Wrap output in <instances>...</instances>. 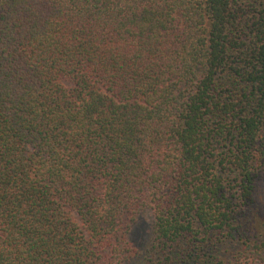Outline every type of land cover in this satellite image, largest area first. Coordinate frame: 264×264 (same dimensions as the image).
Segmentation results:
<instances>
[{
  "label": "trees",
  "instance_id": "1",
  "mask_svg": "<svg viewBox=\"0 0 264 264\" xmlns=\"http://www.w3.org/2000/svg\"><path fill=\"white\" fill-rule=\"evenodd\" d=\"M262 180L264 0H0V264H264Z\"/></svg>",
  "mask_w": 264,
  "mask_h": 264
},
{
  "label": "rangeland",
  "instance_id": "2",
  "mask_svg": "<svg viewBox=\"0 0 264 264\" xmlns=\"http://www.w3.org/2000/svg\"><path fill=\"white\" fill-rule=\"evenodd\" d=\"M257 203L264 208V180L259 182V190L257 195ZM263 217V216H262ZM152 215L148 211L141 217L138 226L133 234L132 241L140 248H147L152 240Z\"/></svg>",
  "mask_w": 264,
  "mask_h": 264
},
{
  "label": "clouds",
  "instance_id": "3",
  "mask_svg": "<svg viewBox=\"0 0 264 264\" xmlns=\"http://www.w3.org/2000/svg\"><path fill=\"white\" fill-rule=\"evenodd\" d=\"M220 264H225V262L221 260ZM237 264H256V261L253 255L246 252L237 258Z\"/></svg>",
  "mask_w": 264,
  "mask_h": 264
}]
</instances>
